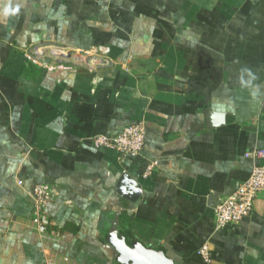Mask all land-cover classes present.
<instances>
[{"label":"crops","instance_id":"obj_1","mask_svg":"<svg viewBox=\"0 0 264 264\" xmlns=\"http://www.w3.org/2000/svg\"><path fill=\"white\" fill-rule=\"evenodd\" d=\"M9 5L19 12L5 16ZM35 45L85 64L44 69L24 55ZM138 121L141 155L93 147ZM256 163L264 0H0V264H123L118 236L176 264H264V192L238 223L213 225ZM123 174L138 183L133 200ZM40 182L55 193L45 234L31 223Z\"/></svg>","mask_w":264,"mask_h":264},{"label":"built area","instance_id":"obj_2","mask_svg":"<svg viewBox=\"0 0 264 264\" xmlns=\"http://www.w3.org/2000/svg\"><path fill=\"white\" fill-rule=\"evenodd\" d=\"M97 51L105 54L106 47H98ZM25 57L43 67L44 69L68 70L74 65L85 64V56L79 53H72L65 46L35 45L23 49ZM97 62V60H92ZM94 64H86L88 69H94ZM92 145L96 149H109L118 153L119 156L136 157L141 155L145 143V129L141 121L124 126L115 135L98 134L92 137ZM258 159L262 152L253 150L247 153ZM155 162L147 163L144 176L150 175L155 168ZM21 184V181H18ZM264 192V163H256L250 175L240 183L237 188L221 198L213 210V225L215 229H221L229 224H235L248 216L252 210L254 199ZM55 193L52 185L47 182H40L32 188V216L31 223L39 234L48 231V216L46 214L47 204L54 199ZM198 253L205 262H209V251L206 244H203ZM47 264H70L66 259L54 260L49 258Z\"/></svg>","mask_w":264,"mask_h":264},{"label":"water","instance_id":"obj_3","mask_svg":"<svg viewBox=\"0 0 264 264\" xmlns=\"http://www.w3.org/2000/svg\"><path fill=\"white\" fill-rule=\"evenodd\" d=\"M122 182V184H121ZM131 188L132 194L127 196L122 191ZM119 193L131 200L135 199L139 193V186L127 174H123L119 181ZM136 192V193H134ZM116 251L118 261L123 264H176L175 261L169 257L165 250L158 248H150L143 243L136 241L131 246H127L123 237H117Z\"/></svg>","mask_w":264,"mask_h":264},{"label":"clouds","instance_id":"obj_4","mask_svg":"<svg viewBox=\"0 0 264 264\" xmlns=\"http://www.w3.org/2000/svg\"><path fill=\"white\" fill-rule=\"evenodd\" d=\"M18 12H19V6L12 7L11 5H9V6L5 7V9H4V15L5 16L15 15Z\"/></svg>","mask_w":264,"mask_h":264}]
</instances>
